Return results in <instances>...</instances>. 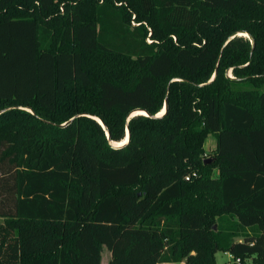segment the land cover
Masks as SVG:
<instances>
[{
	"label": "trees",
	"instance_id": "1",
	"mask_svg": "<svg viewBox=\"0 0 264 264\" xmlns=\"http://www.w3.org/2000/svg\"><path fill=\"white\" fill-rule=\"evenodd\" d=\"M263 86L264 0H0V264H264Z\"/></svg>",
	"mask_w": 264,
	"mask_h": 264
},
{
	"label": "rangeland",
	"instance_id": "2",
	"mask_svg": "<svg viewBox=\"0 0 264 264\" xmlns=\"http://www.w3.org/2000/svg\"><path fill=\"white\" fill-rule=\"evenodd\" d=\"M231 70L229 71V74L231 75ZM262 91H264V86L261 88ZM128 135V132H127ZM123 145V144H121ZM216 145V138L214 134H211L208 136V138L206 139V143H205V153H204V157L209 158V156L212 154L213 152V148ZM0 221H3V219H0ZM215 229H218L217 226L215 225L214 227ZM239 239L241 237H238ZM103 256L104 259L108 258V255L110 254V250L105 246L103 249ZM216 259H217V264H232L233 257L231 256L230 253L228 252H224V251H219L216 254ZM160 264H175V263H160ZM176 264H185L184 262L181 263H176Z\"/></svg>",
	"mask_w": 264,
	"mask_h": 264
},
{
	"label": "water",
	"instance_id": "3",
	"mask_svg": "<svg viewBox=\"0 0 264 264\" xmlns=\"http://www.w3.org/2000/svg\"><path fill=\"white\" fill-rule=\"evenodd\" d=\"M239 35H244V34H240V33H239ZM245 36H247V35H245ZM216 74H217V73H215V75H214L213 78H215ZM167 108H168V103L166 102V104H165V109H164V110H165L164 113L166 112ZM137 111H144V112H145V115H147V116H151V114H150L149 112L145 111V110H137ZM164 113H163V114H164ZM163 114H161V115H163ZM135 115H137V114H135V112H133V113L131 114L130 117L135 116ZM161 115H157V116H161ZM157 116H156V117H157ZM130 117H129V118H130ZM95 118H96V117H95ZM97 120H98V121L102 124V126L105 128V124L103 123V121H102L101 119H99V118H97ZM69 122H70V121H68L67 123H69ZM67 123L63 124L62 126H65ZM127 132H128V140H129V139H130V130L128 129ZM107 134H108V137H109V132H108ZM112 144L115 145V142H112ZM211 160H212V158L209 157V158L206 159L205 162H210Z\"/></svg>",
	"mask_w": 264,
	"mask_h": 264
},
{
	"label": "bare ground",
	"instance_id": "4",
	"mask_svg": "<svg viewBox=\"0 0 264 264\" xmlns=\"http://www.w3.org/2000/svg\"><path fill=\"white\" fill-rule=\"evenodd\" d=\"M243 34V33H240ZM244 35H247L246 33ZM165 110H163V112H161L159 115L163 114ZM135 114H145L144 111H135ZM128 138V135H127ZM128 139L123 140V142H119V143H115V145H121V144H125L127 142Z\"/></svg>",
	"mask_w": 264,
	"mask_h": 264
},
{
	"label": "crops",
	"instance_id": "5",
	"mask_svg": "<svg viewBox=\"0 0 264 264\" xmlns=\"http://www.w3.org/2000/svg\"><path fill=\"white\" fill-rule=\"evenodd\" d=\"M216 149V145L214 146V148H213V151ZM104 251V250H103ZM111 257H112V253H111V251H110V254L108 255V258L107 259H104V256H103V258H102V264H108L109 263V261H110V259H111Z\"/></svg>",
	"mask_w": 264,
	"mask_h": 264
},
{
	"label": "built area",
	"instance_id": "6",
	"mask_svg": "<svg viewBox=\"0 0 264 264\" xmlns=\"http://www.w3.org/2000/svg\"><path fill=\"white\" fill-rule=\"evenodd\" d=\"M133 24H135V22L133 21ZM194 176H197V173L195 172L194 174H193ZM190 177L191 176H186V180H189L190 179ZM232 256V255H231ZM236 262H240V259L239 258H237L236 260H235ZM234 262V261H233Z\"/></svg>",
	"mask_w": 264,
	"mask_h": 264
}]
</instances>
